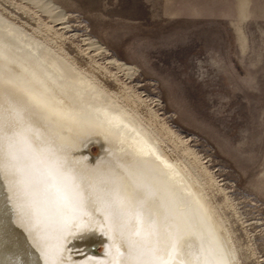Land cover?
<instances>
[{
	"label": "rangeland",
	"instance_id": "374dc122",
	"mask_svg": "<svg viewBox=\"0 0 264 264\" xmlns=\"http://www.w3.org/2000/svg\"><path fill=\"white\" fill-rule=\"evenodd\" d=\"M50 1L63 20L26 0H1L0 16L70 61L112 70L144 125L191 168L237 264H264V0Z\"/></svg>",
	"mask_w": 264,
	"mask_h": 264
},
{
	"label": "bare ground",
	"instance_id": "6f19581e",
	"mask_svg": "<svg viewBox=\"0 0 264 264\" xmlns=\"http://www.w3.org/2000/svg\"><path fill=\"white\" fill-rule=\"evenodd\" d=\"M26 1L54 20L64 18L50 0ZM1 16L0 77L10 80L16 95L41 114L43 133L54 137L58 146L67 144L72 147L70 160L78 162L76 167L80 173L91 177L92 172L88 169L103 167L97 157L110 159L112 156L128 161L147 160L155 169L154 173L143 177L155 192L154 197L143 201V211L146 215L154 214L156 227L153 229L145 220L142 236L136 237V242L151 250L157 258L171 259V264H237L221 217L213 209L215 206L212 208L198 180L192 178V170L187 171L190 167L186 170L184 163L182 166L179 160H175L170 154L172 150L167 151L169 149L161 144L160 136L158 139V134L144 125L136 107L130 103L136 97L132 89L118 83L107 67L95 62L81 66L70 61L53 51L54 47L51 49V46L34 41L31 34V37L24 34V29ZM94 47L99 53L105 52L98 44ZM106 63L120 72L131 71L130 66L115 59ZM105 81L119 85L120 93H110L112 91L108 90ZM169 131L166 130L165 135L170 138V143L178 146L180 142ZM86 140L92 141L87 150L81 146ZM92 145L98 148L95 156L89 150ZM41 170L45 179L35 198L38 215H33L31 198H17L12 194L9 177L5 176L0 185V192L11 197V202L5 200L0 208L4 227L11 229L16 241L14 247L6 248L5 259L0 264H46L45 250L58 256L62 264H102L111 244L106 235L108 223L103 215L77 212L70 206L75 192L73 185L67 180L47 178L49 170L54 175V165L41 167ZM209 185L212 184L207 187ZM134 192L131 180L124 178L120 181L118 194L123 198V209L133 215L140 208ZM64 194L68 195V201L63 199ZM157 201L163 202L172 213L174 220L171 224L164 223L165 209L157 207ZM80 236L83 239L77 238ZM189 242L192 251L186 254L185 247ZM92 245H101L102 251L93 254Z\"/></svg>",
	"mask_w": 264,
	"mask_h": 264
},
{
	"label": "snow or ice",
	"instance_id": "6c2138e0",
	"mask_svg": "<svg viewBox=\"0 0 264 264\" xmlns=\"http://www.w3.org/2000/svg\"><path fill=\"white\" fill-rule=\"evenodd\" d=\"M90 143L92 141L86 140L81 146L87 150ZM71 152L70 145L58 146L54 137L43 133L41 114L16 95L10 80L0 77V185L3 184L5 176L9 177L8 185L12 194L17 198H31L33 215H38L35 198L45 179L41 167L54 165V175L49 170L47 178L67 180L73 185L75 192L70 206L83 215L99 212L108 223L109 230L106 235L109 236L111 244L105 254L107 259L102 264H171V259L157 258L151 250L142 248L135 239L142 236L145 220L153 229L156 227L154 214L146 215L143 211V201L155 196L151 184L143 181L147 173L155 172L150 161H128L116 156L110 159L97 157L103 167L88 169L92 172L89 177L77 170L78 162L70 160ZM124 178L132 181L134 196L140 204L134 215L124 211L123 198L118 194L119 183ZM63 199L68 201V195L64 194ZM5 200L10 203L11 197L0 192V208ZM156 206L165 209L163 221L166 225L171 224L174 217L164 203L157 201ZM77 238L83 239V236ZM15 244L11 229L4 227L3 213L0 211V262L5 259L6 248L14 247ZM191 251L189 242L185 253ZM44 258L46 264H62L58 256L49 254L47 250Z\"/></svg>",
	"mask_w": 264,
	"mask_h": 264
},
{
	"label": "water",
	"instance_id": "95a60500",
	"mask_svg": "<svg viewBox=\"0 0 264 264\" xmlns=\"http://www.w3.org/2000/svg\"><path fill=\"white\" fill-rule=\"evenodd\" d=\"M97 246H98V245H92V246L90 247V250H91L92 252H94L95 249L97 248Z\"/></svg>",
	"mask_w": 264,
	"mask_h": 264
}]
</instances>
